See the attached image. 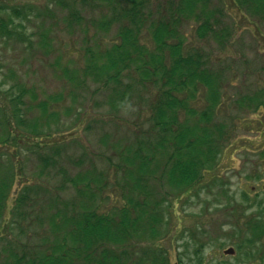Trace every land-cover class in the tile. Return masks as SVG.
I'll return each instance as SVG.
<instances>
[{"label": "rangeland", "instance_id": "374dc122", "mask_svg": "<svg viewBox=\"0 0 264 264\" xmlns=\"http://www.w3.org/2000/svg\"><path fill=\"white\" fill-rule=\"evenodd\" d=\"M71 1L0 0V25L2 20H13L10 30L16 27L20 32L0 28V120L9 118L15 124L13 141L0 143L2 160L11 161L17 173L9 207L27 182L59 186L57 169L39 176L40 155L58 150L59 166L72 175L92 167L107 171L113 186L101 194L102 209L121 203L123 182L116 176L122 172L115 168L122 164L119 155L135 141L151 140L154 84H137V74L125 73L120 90L132 88V99L117 109L111 103L114 85L84 78L92 56L116 42L119 25L98 30L95 25L105 9L92 0H76L84 20L69 24ZM212 5L223 11L219 28L228 33L225 45L213 36L198 37L193 21L184 24L182 31L187 49L203 52L212 71L223 78L220 105L212 120L223 128L219 130L224 133L222 146L213 168L192 191L171 195L170 236L161 237L157 245L167 250L171 264H194L198 255L206 264H264V234L249 243V229L256 230V226L243 231L254 217L256 225H264V107L255 110L249 103L264 97V12L254 15L234 0H213ZM15 9L25 15L16 16ZM151 10L155 11V5ZM141 43L155 47L147 29ZM202 91L191 100L199 112L206 102L202 98L201 106V97L208 96L206 89ZM18 108L25 125H18ZM6 134L2 125L0 137ZM46 144L52 149H44ZM21 165L25 172L18 173ZM73 191L62 194L72 197ZM229 248L234 254L225 255ZM198 249L201 253L197 254Z\"/></svg>", "mask_w": 264, "mask_h": 264}, {"label": "trees", "instance_id": "16d2710c", "mask_svg": "<svg viewBox=\"0 0 264 264\" xmlns=\"http://www.w3.org/2000/svg\"><path fill=\"white\" fill-rule=\"evenodd\" d=\"M99 1L92 3L105 12L95 26L103 31L116 24L119 28L116 42L104 53L92 56L83 71L84 78L114 85L111 103L117 109L132 99V88L120 90L125 73L137 74V84H154L151 140L141 139L123 148L119 155L122 164L115 165L122 172L116 176L123 182L119 186L122 201L106 209L100 207L101 194L113 186L107 171L92 167L72 175L59 166V150L44 152L39 158V176L57 169L59 186L27 182L9 207L16 167L2 160L0 153V264H171L167 250L157 245L161 237L170 236L173 199H169L172 194L180 196L192 191L213 168L220 153L224 133L222 136L219 130L223 128L212 120L220 105L223 78L212 71L203 52L187 49L182 28L193 21L198 37L213 36L225 45L228 33L219 28L222 9L214 7L213 0ZM234 3L254 15L264 12V0ZM78 6L76 0L68 4L69 24L84 20ZM14 14L20 17L25 12L15 9ZM13 23L2 20L1 31L20 34L16 27L10 30ZM144 29L150 33L154 49L141 43ZM201 89H206L208 96L199 98V104L202 98L206 101L199 112L191 100ZM249 103L257 110L264 107V97ZM42 107L46 112V104ZM20 112L16 109L19 126L26 124ZM180 115L187 117L182 119ZM7 119L3 123L0 120V128L3 125L8 132L0 137L2 145L13 141L15 124ZM33 129L37 130L35 126ZM216 132L220 135L216 136ZM44 149L52 148L46 144ZM19 172H25L22 165ZM68 189L74 190L72 197L62 194ZM257 220L252 218L243 229L256 226V230L248 228L252 232L249 243L264 234V225H256ZM202 260L198 255L194 264H206Z\"/></svg>", "mask_w": 264, "mask_h": 264}, {"label": "water", "instance_id": "95a60500", "mask_svg": "<svg viewBox=\"0 0 264 264\" xmlns=\"http://www.w3.org/2000/svg\"><path fill=\"white\" fill-rule=\"evenodd\" d=\"M224 253L226 255H228V254H234V250L233 249H229V250H226Z\"/></svg>", "mask_w": 264, "mask_h": 264}]
</instances>
